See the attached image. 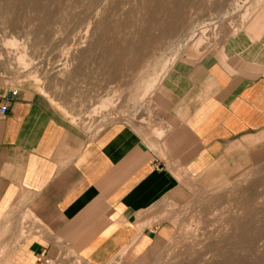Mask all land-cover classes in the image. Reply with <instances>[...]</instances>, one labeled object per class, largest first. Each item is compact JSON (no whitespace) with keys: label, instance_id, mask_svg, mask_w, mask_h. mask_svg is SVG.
Here are the masks:
<instances>
[{"label":"crops","instance_id":"1","mask_svg":"<svg viewBox=\"0 0 264 264\" xmlns=\"http://www.w3.org/2000/svg\"><path fill=\"white\" fill-rule=\"evenodd\" d=\"M260 23L222 57L182 64L148 101L145 122L88 131L34 86L0 79V224L28 232L25 254L36 262L63 248L108 264L126 247L162 244L163 216L184 203L190 180L244 182L246 197L264 190Z\"/></svg>","mask_w":264,"mask_h":264},{"label":"rangeland","instance_id":"2","mask_svg":"<svg viewBox=\"0 0 264 264\" xmlns=\"http://www.w3.org/2000/svg\"><path fill=\"white\" fill-rule=\"evenodd\" d=\"M263 19L264 0H0V79L34 86L88 131L145 122L148 101L182 64L222 57ZM243 184L190 180L184 203L163 216L162 244L126 247L108 264H264L255 262L264 190L246 197ZM251 222L258 229H245ZM27 233L0 224V264H35ZM51 260L91 264L63 248Z\"/></svg>","mask_w":264,"mask_h":264},{"label":"built area","instance_id":"3","mask_svg":"<svg viewBox=\"0 0 264 264\" xmlns=\"http://www.w3.org/2000/svg\"><path fill=\"white\" fill-rule=\"evenodd\" d=\"M9 94L11 96H14L17 94V91L16 90L10 91ZM6 112H7V106L5 104L1 105L0 106V115H5ZM35 264H52V260H51V258L44 256V257L37 259Z\"/></svg>","mask_w":264,"mask_h":264},{"label":"bare ground","instance_id":"4","mask_svg":"<svg viewBox=\"0 0 264 264\" xmlns=\"http://www.w3.org/2000/svg\"><path fill=\"white\" fill-rule=\"evenodd\" d=\"M145 7V6H144ZM150 10H152V9H150ZM154 11V10H153ZM160 11V10H159ZM152 12V11H151ZM165 12V11H164ZM151 14V13H150ZM158 14V13H157ZM153 15V14H152ZM180 20V19H179ZM171 30V29H170ZM163 35V34H162Z\"/></svg>","mask_w":264,"mask_h":264}]
</instances>
